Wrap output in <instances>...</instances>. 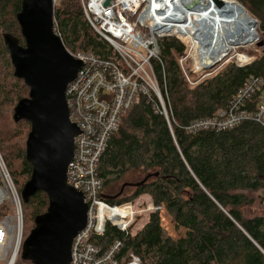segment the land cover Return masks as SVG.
Here are the masks:
<instances>
[{
  "label": "trees",
  "instance_id": "obj_1",
  "mask_svg": "<svg viewBox=\"0 0 264 264\" xmlns=\"http://www.w3.org/2000/svg\"><path fill=\"white\" fill-rule=\"evenodd\" d=\"M233 1L264 31V0ZM20 5L21 0H0V117L26 97L21 94L26 86L20 84L23 80L15 79L13 70H8L13 66L3 41L7 32L24 44L15 17ZM53 18L66 49L102 58L112 55L109 45L86 21L79 0H61ZM158 44L161 64L154 63V71L175 121L172 133L155 110V100L141 99L122 114L99 158L97 172L107 196L118 193L123 183L139 182L157 172L158 176L144 184L128 187V195L122 192L105 201L120 205L147 194L185 233L177 239L166 235L160 211H156L134 236H125L107 224L104 234L91 241L105 248L114 239H123L119 259L128 260L133 254L141 264H264V216L248 217L243 210L253 202L246 193L264 184V128L254 120H244L229 130L187 132L193 120L213 117L226 108L249 77L262 80L264 90V52L243 67L230 63L190 86L178 63L185 46L174 37L162 38ZM257 100L258 92L242 107L254 111ZM21 121L20 126H28L29 131V123ZM20 135L23 129L15 134L0 132V150L8 169L22 176L24 184L31 165L24 156L25 145L20 146ZM22 185H17L19 191ZM47 205L46 194L37 191L23 203V209L33 220Z\"/></svg>",
  "mask_w": 264,
  "mask_h": 264
},
{
  "label": "built area",
  "instance_id": "obj_2",
  "mask_svg": "<svg viewBox=\"0 0 264 264\" xmlns=\"http://www.w3.org/2000/svg\"><path fill=\"white\" fill-rule=\"evenodd\" d=\"M60 1L52 0L53 13ZM79 2L86 21L109 45L112 55L102 58L66 49L82 62L65 91L69 118L79 130L74 137L66 182L82 193L87 204L86 225L72 240L68 264H141L133 254L128 260L119 259L117 254L123 239H114L107 247L101 248L91 238L103 235L107 224L115 226L125 236H134L128 230L136 217L144 213L148 221V215L162 211V206H154L152 201L149 204L144 202L146 208L139 210L132 202L108 204L101 197L103 181L97 172L98 162L107 141L119 126L122 114L141 99L155 100V110L164 117L172 133L175 121L154 71V63L161 64L158 42L167 37L178 39L191 60L197 58L195 47L197 49L198 45L201 54L207 53V38L212 35L208 32L202 44L193 39L191 29L192 20L201 16L207 0H109L107 5L106 0ZM191 3L193 5L186 7ZM53 31L61 38L54 18ZM181 57L180 64L184 61ZM251 60L236 65L243 67ZM196 62L198 75L183 73L190 86L205 78L208 70L203 60L197 59ZM262 83L259 78L249 77L226 108L218 110L213 117L193 120L187 125V132L229 130L244 120H254L264 128ZM256 92L255 110L244 109L245 101ZM25 237L20 191L0 151V264H16Z\"/></svg>",
  "mask_w": 264,
  "mask_h": 264
},
{
  "label": "water",
  "instance_id": "obj_3",
  "mask_svg": "<svg viewBox=\"0 0 264 264\" xmlns=\"http://www.w3.org/2000/svg\"><path fill=\"white\" fill-rule=\"evenodd\" d=\"M108 3L106 0L105 5ZM214 3L221 6L222 0ZM15 17L24 44L7 32L3 41L13 75L28 88L27 96L17 101L12 112L14 122L25 120L30 126L24 156L31 165V174L22 185L20 196L23 203L37 191L48 197L46 210L33 218V227L22 242L20 258L31 264H68L72 240L85 227L87 213L82 193L66 182L74 137L79 130L69 118L65 91L82 62L66 50L53 31L52 0H21ZM207 40L210 44L211 38ZM223 57L225 54L203 63L210 68ZM153 176L158 173H149L139 182L123 183L114 196L102 197L116 198L126 187L140 186Z\"/></svg>",
  "mask_w": 264,
  "mask_h": 264
},
{
  "label": "rangeland",
  "instance_id": "obj_4",
  "mask_svg": "<svg viewBox=\"0 0 264 264\" xmlns=\"http://www.w3.org/2000/svg\"><path fill=\"white\" fill-rule=\"evenodd\" d=\"M236 1V0H235ZM237 2V1H236ZM246 11V10H245ZM247 12V11H246ZM252 17V16H251ZM255 21V24L253 26L252 33H250V37L248 39H244L241 42H238L237 44H232L231 49H229L228 52H223L222 54H225V57L219 61L218 64L208 68L206 72V76H210L212 74H215L217 72H220L230 63L234 64H240L247 60L254 59L255 57L259 56L262 52H264V31L260 30L259 23ZM231 32V31H230ZM168 38V37H167ZM221 54V55H222ZM183 56L181 58L184 59V61L180 64L179 63V57ZM178 57V63L183 71V73H186L188 76L198 75V64H197V58L190 59L189 56H187V52L184 50L183 54ZM196 62V63H195ZM13 67L8 68L9 71H12ZM2 69H5L2 67ZM7 71V68H6ZM13 74V72H12ZM13 77L17 79L14 75ZM19 80V79H18ZM21 85L25 86L23 82H20ZM19 85V87H21ZM25 91H22L23 96H27L28 94V88L25 86ZM12 110L13 106L8 108L7 111L3 113V115L0 117V132L3 134H15L18 130L23 129V135H20L21 141L20 146L24 147V142L26 139V135L28 132V126H24L23 124L20 126L21 122L14 123L12 119ZM26 125V124H25ZM19 141V140H18ZM1 151V150H0ZM2 153V152H1ZM3 156V155H2ZM6 162V161H5ZM16 162V167L19 165V163ZM9 168V167H8ZM18 168V167H17ZM10 170V169H9ZM11 172V170H10ZM12 173V172H11ZM12 176L17 180V185H22L24 178L17 173ZM119 184L117 185L116 189H119ZM106 191V190H104ZM131 191H128V187H126L122 193V195H128ZM103 194V193H102ZM101 194V197H102ZM247 196L252 198L253 202L249 205L243 208L244 215L251 217V216H264V184L258 188L256 191H248ZM103 198V197H102ZM106 200L105 198H103ZM151 198L147 194H142L139 197L133 199L132 202L134 204V207L141 210L145 209L146 206L144 202H147L149 204L151 202ZM152 203V202H151ZM28 211L23 209L24 214V225H25V234L27 235L28 231L33 227V220L30 219L29 215L26 214ZM147 215L144 213H141L136 217V221L129 227V232L132 234H137V229L140 230L143 228V226L147 223L146 221ZM149 217V215H148ZM144 220V224L139 225L140 222ZM148 220V218H147ZM160 224L165 232L166 235L170 236L173 239H177L179 237H182L185 233V229L176 227L172 221V218L167 214V212L162 208V211H160ZM136 232V233H135ZM16 264H28V261L18 258ZM30 264V263H29Z\"/></svg>",
  "mask_w": 264,
  "mask_h": 264
},
{
  "label": "bare ground",
  "instance_id": "obj_5",
  "mask_svg": "<svg viewBox=\"0 0 264 264\" xmlns=\"http://www.w3.org/2000/svg\"><path fill=\"white\" fill-rule=\"evenodd\" d=\"M200 15L192 20L193 39L204 44L210 31L212 39L207 53L201 54L198 45L197 49L195 47V56L203 61L210 60L208 63L218 59L223 52H228L232 44L248 39L255 24L251 15L233 0H222L221 6L207 0Z\"/></svg>",
  "mask_w": 264,
  "mask_h": 264
},
{
  "label": "crops",
  "instance_id": "obj_6",
  "mask_svg": "<svg viewBox=\"0 0 264 264\" xmlns=\"http://www.w3.org/2000/svg\"><path fill=\"white\" fill-rule=\"evenodd\" d=\"M150 197V196H149Z\"/></svg>",
  "mask_w": 264,
  "mask_h": 264
}]
</instances>
